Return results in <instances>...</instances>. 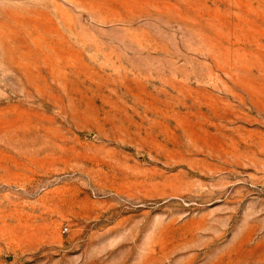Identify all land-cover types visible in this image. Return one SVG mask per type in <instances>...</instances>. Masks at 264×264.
Returning <instances> with one entry per match:
<instances>
[{
    "label": "rangeland",
    "instance_id": "obj_1",
    "mask_svg": "<svg viewBox=\"0 0 264 264\" xmlns=\"http://www.w3.org/2000/svg\"><path fill=\"white\" fill-rule=\"evenodd\" d=\"M0 264H264V0H0Z\"/></svg>",
    "mask_w": 264,
    "mask_h": 264
}]
</instances>
